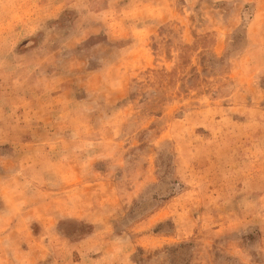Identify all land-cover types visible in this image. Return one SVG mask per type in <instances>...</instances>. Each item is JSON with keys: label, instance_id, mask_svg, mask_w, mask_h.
Masks as SVG:
<instances>
[{"label": "rangeland", "instance_id": "1", "mask_svg": "<svg viewBox=\"0 0 264 264\" xmlns=\"http://www.w3.org/2000/svg\"><path fill=\"white\" fill-rule=\"evenodd\" d=\"M0 264H264V0H0Z\"/></svg>", "mask_w": 264, "mask_h": 264}]
</instances>
